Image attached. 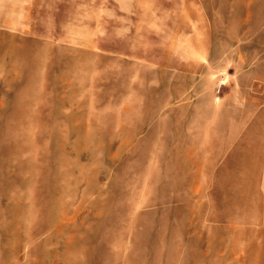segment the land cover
I'll return each mask as SVG.
<instances>
[{
  "label": "rangeland",
  "instance_id": "1",
  "mask_svg": "<svg viewBox=\"0 0 264 264\" xmlns=\"http://www.w3.org/2000/svg\"><path fill=\"white\" fill-rule=\"evenodd\" d=\"M264 0H0V264H264Z\"/></svg>",
  "mask_w": 264,
  "mask_h": 264
},
{
  "label": "crops",
  "instance_id": "2",
  "mask_svg": "<svg viewBox=\"0 0 264 264\" xmlns=\"http://www.w3.org/2000/svg\"><path fill=\"white\" fill-rule=\"evenodd\" d=\"M256 82H257V83L260 82V83H261V86H264V80H263V81H261V80H257Z\"/></svg>",
  "mask_w": 264,
  "mask_h": 264
}]
</instances>
